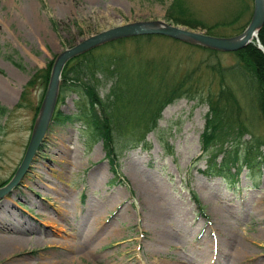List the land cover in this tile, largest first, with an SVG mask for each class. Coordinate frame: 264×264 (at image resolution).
<instances>
[{"label":"rangeland","instance_id":"1","mask_svg":"<svg viewBox=\"0 0 264 264\" xmlns=\"http://www.w3.org/2000/svg\"><path fill=\"white\" fill-rule=\"evenodd\" d=\"M170 2L0 0V103L12 109L36 67H44L47 60L87 35L128 21L162 19L176 25L175 17L166 14ZM252 2L183 0L188 14L180 16L179 21L187 24L179 25L215 37L232 36L250 21ZM22 6L26 7L25 13ZM191 22L195 28L190 27ZM109 53L121 55L126 61L122 68L130 74H137L143 63L165 66L167 84L194 69L196 90L204 94L206 89L215 91L218 87L206 66L235 62L232 53H212L153 34L99 44L90 55ZM6 55L20 61L23 70L14 67ZM95 76L98 95L104 97L114 79L106 80L101 73ZM134 79L136 85L138 78ZM248 85L249 81L237 79L231 86L240 106L234 115L240 116L245 135L238 142L228 139L222 144L227 153L239 158L237 164L242 163L240 159L252 144L248 151L256 153L259 165L251 169L242 165L238 173L231 165V185L222 176L201 172L206 168L208 153L200 155L199 134L208 105L197 98L184 96L165 104L154 129L145 132L143 139L131 131L114 134L117 172L109 167L101 141L91 146L85 141L81 120L50 122L24 176L13 191L0 196V236L15 235L3 229L11 221L5 216L7 210L32 230L17 235L24 239L20 248L0 250V264H63L67 243L76 251L70 254L73 262L67 264H113L119 256L126 258V264H163L162 259L180 258L187 253L195 258L212 256L211 264H230L229 256L237 249L246 255L242 264H264V143L255 148V139H264V121ZM82 93L80 88L64 91L56 109L76 114ZM40 94V89L34 87L20 101L21 107L0 117V181L9 177L23 156ZM138 110L132 106V114ZM217 155L219 161L221 151ZM35 174L42 175L48 186L37 187L38 197L23 186L33 183ZM54 186L61 194L55 193ZM64 201L69 209L61 221L55 212ZM96 210L102 213L104 222L97 229L103 244L92 253L88 250L93 243L88 244L84 228L95 218ZM190 246L201 247L203 254L199 250L195 251L197 255L191 253Z\"/></svg>","mask_w":264,"mask_h":264},{"label":"trees","instance_id":"2","mask_svg":"<svg viewBox=\"0 0 264 264\" xmlns=\"http://www.w3.org/2000/svg\"><path fill=\"white\" fill-rule=\"evenodd\" d=\"M183 0H171L166 9L167 17L174 18L176 24L184 23L179 21L180 16H186L188 13L182 6ZM173 8V9H172ZM175 10V12H174ZM177 15V16H173ZM193 20V19H191ZM190 20V21H191ZM194 21V20H193ZM195 22V21H194ZM187 24V23H184ZM190 27L195 28V24L191 22ZM260 44L264 47V23L256 32ZM118 41H123L119 38ZM111 42V41H109ZM256 41L246 43L239 50L230 52L235 56V62L222 66L220 62L208 64L207 71L216 78L218 87L215 91L206 89L205 94L196 90L194 69L185 74L182 78L175 79V82L167 84V74L165 66L151 63H143L142 68L137 74H131L123 69L126 61L121 55L114 54H98L93 57L90 54L92 50L79 53L64 64L62 73H60L61 82L59 84L58 101L62 100V94L68 89L77 91L82 89V101L77 105V114H63L60 110L55 109L51 121L54 123L72 121L74 118L82 120L85 131V141L89 145L94 142L102 141V147L106 151L109 161L114 162L113 156V135L123 134V132L131 131L136 133L139 139H143L144 133L154 129L156 121L160 118V111L163 110L165 104L171 103L175 98L187 96V98L204 101L208 108L203 119V130L200 132V145L202 155L207 154L205 161V170L201 171L205 175H221L224 179H230L233 176L231 165L235 166L234 173H238L242 165L248 168L258 167L259 158L256 153L250 154V147L247 149L246 155L240 159L242 163L237 164L239 158L227 153L222 143H226L228 139L238 142L245 135L246 127L240 120V116L234 115L237 112L239 103L236 101L234 91H232L233 82L237 79L249 81L248 87L253 91L255 101H257V109L261 112V118L264 121V54L256 46ZM195 45V44H193ZM200 49L210 52H217L216 49L206 48L205 46L195 45ZM6 59L10 61L14 67L23 70V64L6 55ZM54 59V57H53ZM53 59L47 60L44 67L34 69V72L28 75L25 85L21 89L17 103L13 109L21 107V100L27 96V92L38 87L41 94L38 103L34 107V116L37 115L38 106L42 95H44L45 87L48 83V74H50V66ZM96 73H101L106 80L113 78L114 81L110 85L109 92L104 97L98 95V90L94 83L98 82ZM138 78L136 85L134 77ZM63 101V100H62ZM132 106L138 112L132 114ZM12 109V110H13ZM124 109V110H123ZM127 110V111H126ZM9 111L8 108L0 104V116ZM133 120H135L133 122ZM133 122L132 124H129ZM33 123V122H32ZM32 127V124H31ZM2 126H0V129ZM254 139V138H253ZM255 148L260 147L264 143V139H255ZM254 148V149H255ZM221 151L222 156L217 161V153ZM226 153V154H225ZM264 163V158L261 159ZM260 161V162H261ZM115 165V163H112ZM16 170V168L14 169ZM8 178L0 181V185L9 181ZM254 178H251L253 183ZM230 184V183H229ZM255 184V182H254ZM202 209V206L200 205Z\"/></svg>","mask_w":264,"mask_h":264},{"label":"water","instance_id":"3","mask_svg":"<svg viewBox=\"0 0 264 264\" xmlns=\"http://www.w3.org/2000/svg\"><path fill=\"white\" fill-rule=\"evenodd\" d=\"M253 12H251V19L245 25L241 33L234 34V36L215 37L206 34L205 32L195 31L193 29L183 28L181 25H174L172 22L168 23L159 20H138L124 24H118L115 27H109L102 31H97L95 34L87 35L81 41H77L74 45L66 47L62 52H58L55 60L51 65V72L48 77V84L46 86L45 95H43L42 103L38 108L37 117L34 120V126L31 129V135L27 142V148L24 151L23 159L20 160L17 170H15L10 181L3 186H0V196L10 191L12 187L20 180L21 176L27 170L30 159L34 156L36 149L40 145V140L45 135L46 128L49 126V119L52 116L54 105L56 104V96L58 95V84L60 83V73L63 70V65L69 58L78 53L86 52L87 49L96 47L99 43L102 44L108 40H116L118 38H126L129 36L163 34L169 38L178 41H185L187 43H195L197 45H205L208 48H215L216 50L234 51L250 43L253 38L256 39V46L263 52L264 47L260 44L256 36V32L264 23V0H253Z\"/></svg>","mask_w":264,"mask_h":264},{"label":"bare ground","instance_id":"4","mask_svg":"<svg viewBox=\"0 0 264 264\" xmlns=\"http://www.w3.org/2000/svg\"><path fill=\"white\" fill-rule=\"evenodd\" d=\"M23 7V13L26 12V7L22 6ZM26 18V17H25ZM31 19V18H30ZM23 20V19H22ZM27 20V18L25 19ZM63 156V155H62ZM44 165V164H43ZM36 168L40 169L41 167L40 166H36ZM42 170V169H41ZM36 175V180L33 181V183H23L26 188H27V192H29L31 195L35 196V197H38L37 193L35 192V190H37V187H42L44 183H46V179L41 175ZM48 180V179H47ZM58 181V180H57ZM32 182V181H31ZM34 184V185H33ZM45 186H47L46 184H44ZM48 187V186H47ZM58 187H55L53 188V190L55 191L56 194L60 193L61 192H58ZM13 191V189H12ZM26 192V193H27ZM45 193V192H44ZM63 193V192H62ZM65 193V192H64ZM67 194V193H66ZM66 196V195H65ZM148 198V197H147ZM149 199V198H148ZM68 200V199H67ZM59 205H62V207L59 208L57 207V211L55 212L56 216L58 217L59 220L61 221H64L65 219V212L67 213V210L69 209V205L67 203V201H64V203H59ZM71 208V206H70ZM67 209V210H66ZM72 209V208H71ZM97 213L94 214L95 218L90 221V222H86V227L84 228L85 229V234L87 235V238L88 239V244L91 245V243H93V246L92 248H89L91 250H88V251H92V253H94V251H96L97 249V246H100L103 244L102 242V237H100V234L97 235V229H99L102 224H104V222H102V213L98 210H96ZM7 214H5V216L11 220L9 223L7 222V225H5V227H3V229H5V231L7 232H11V233H15V235H2L0 236V250L3 251V249L5 248L6 250L8 249V246L10 248H20L23 244V241L24 239L20 236H17L18 234H22L23 232L26 231H32L30 228H28V226L26 227L25 226V221L24 220H19V219H16V218H13L14 215H13V211H8L7 210ZM95 213V212H94ZM88 216V215H87ZM8 220V221H9ZM80 223V222H79ZM84 225V226H85ZM110 225V224H109ZM105 226V225H104ZM73 228V227H72ZM80 228V227H79ZM2 229V228H1ZM108 229V228H107ZM104 230V229H103ZM120 230V229H119ZM117 230V231H119ZM105 231V230H104ZM74 232V231H73ZM72 233V232H71ZM99 233V232H98ZM102 234V233H101ZM75 236V235H74ZM97 239V240H96ZM220 240V239H219ZM222 240V239H221ZM234 240V239H233ZM86 241V240H85ZM232 241V240H231ZM222 242V241H221ZM80 243V242H79ZM83 244V243H82ZM216 244V242H215ZM161 245V244H160ZM197 246V245H196ZM200 246V245H199ZM198 246V247H199ZM65 249H67L68 251V254L65 256L66 260H63L62 263L63 264H67V262L71 263L73 262V257L70 255L71 253L73 254L74 252L76 251H73L71 246H68V243L66 245H64ZM195 247V246H194ZM193 246L189 249L188 251H190L191 253H195L196 254V250H199L200 253L203 254V249L200 247V248H194ZM210 247H212V245H210ZM80 248V247H79ZM231 248V247H230ZM80 251V249H78ZM222 251V250H221ZM244 251V250H243ZM81 252V251H80ZM217 252V250H216ZM215 253V252H214ZM224 254V252H223ZM244 253H242V251L240 250H235L233 254H231L229 256V259H230V264H242V262L245 261V258H246V255L244 256L243 255ZM102 255H105L107 256L105 253L102 254ZM197 255V254H196ZM199 255V254H198ZM220 256V255H219ZM227 256V255H226ZM189 257L192 259V261L189 259ZM226 258V257H225ZM64 259V258H63ZM123 256H119L117 257V260H113L112 263L113 264H126L125 260H123ZM221 259V258H220ZM194 260V261H193ZM247 260V259H246ZM128 261V260H127ZM211 261H212V256L210 257H206L204 255H201V256H198V258H195L194 254H186L185 256L183 255L182 257L180 258H173L171 260H163L162 259V262L163 264H211ZM218 261V260H217ZM224 261V260H223ZM18 264H24V261H20L18 262ZM50 264H54V263H50ZM80 264H82V262H80Z\"/></svg>","mask_w":264,"mask_h":264}]
</instances>
